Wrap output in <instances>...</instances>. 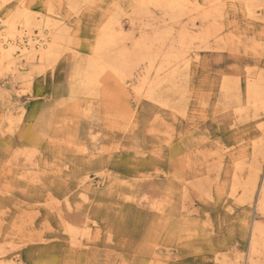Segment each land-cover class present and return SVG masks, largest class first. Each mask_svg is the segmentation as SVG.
Returning <instances> with one entry per match:
<instances>
[{
  "label": "bare ground",
  "instance_id": "6f19581e",
  "mask_svg": "<svg viewBox=\"0 0 264 264\" xmlns=\"http://www.w3.org/2000/svg\"><path fill=\"white\" fill-rule=\"evenodd\" d=\"M256 1L259 0H46V11L42 12L36 9L38 0H0V79L3 77L0 84L17 77L27 79V87L30 89L34 80L32 74L46 71L47 68L56 71L60 65L66 64L69 96L62 101V104H66L67 107L61 111L62 113L55 114L48 110L40 115L38 125L30 128L33 134H28L29 138L33 135V141H35L24 153L29 159L32 154L41 152L39 156L42 163L40 174L35 170L31 173L28 171L30 175L26 177L27 185L37 189L41 194L46 192V195L44 194L47 196L46 208L54 211L53 214L58 219L62 231L67 233L65 237L71 245L100 246L99 241L102 238L106 239L101 236L103 234L101 229L93 228L91 224L92 218L88 214V208L94 198L92 192L95 188L93 182L88 180L89 177L82 171L81 164L92 160L98 162L96 157L106 159L113 152L107 147L87 151V145L80 138L79 121L86 120L90 116L94 117L95 109L101 115V105L107 102L112 105L109 109V116L114 115L109 118L111 126L124 133L134 130L137 126L135 108L129 103H124L122 97H136V99L144 97L158 103L161 107H166L165 109H172L167 111V115L180 119L177 113L179 103L166 94L173 92L179 95V98L180 95L183 97L186 95L187 87L181 84L179 87L177 80L181 78L183 70L187 71L188 75L195 76L200 65L201 68L203 67L208 57L202 58V50L217 52L222 56V49L230 52L237 49L238 36L232 35L228 28L230 16L244 17L253 21L262 20L264 4H255ZM128 10L130 23L136 31H139V35L132 29L126 32L123 26L122 19L128 15ZM158 11L162 13V16L157 19L155 13ZM54 14L59 19L53 17ZM63 20L75 22L73 25H77L76 30L73 29V25L70 26ZM196 21L200 22V29L199 27L197 29ZM261 31L264 34V26ZM81 32L86 33L89 44L86 48L89 52L85 54H81L80 49H76L82 45ZM259 40H254L251 45H248L249 51L257 61L264 53V43ZM230 54L235 56L233 53ZM181 66H183L182 70ZM246 70V75L242 79L241 73L237 71L236 78L233 77L235 79L228 78L227 74L220 77L222 79L220 93L223 101L229 103V101L236 100L238 102L235 113L240 120L244 116L248 119L249 107L258 112L259 110L264 112V71L254 73L252 68H246ZM49 78L51 75H46L40 81L45 83ZM241 80L246 84L245 104H242L239 96ZM128 101L130 102V99ZM157 112L154 115L155 122L162 123L165 126L164 132L168 135L167 137L172 139L173 125L165 122L160 112ZM178 112L181 116L191 117V114H186L184 108ZM15 113V109H0V141L2 142L8 138V134L15 132L17 126ZM237 122L239 123L238 120ZM257 126L259 128V125ZM89 129V135L95 143L98 133L91 126ZM151 133H155V129H152ZM194 137H198L193 144L196 148L190 147L189 152L192 151L195 154L197 150L200 163L204 166L198 170L202 174H193L192 178L200 175L204 178L201 180L199 178L197 182L196 179L186 178L185 174H174L172 178H168L169 182L171 185L178 183L180 186L172 185L168 189H172L171 192H173V189L179 191L182 188L180 191L182 194H179V196L182 195V201L190 192L201 197L203 189L211 182L213 172L217 167L220 170L225 167L226 176L231 175L233 179V191L230 195L233 196L235 202L239 205L251 204L256 196V210L263 215L264 176L259 182L262 167L255 161L247 165L245 160L249 152L245 149L247 145L243 144L239 149L230 151L229 146L219 145L214 140L210 141L203 134ZM39 140H42L43 144L40 145ZM257 141L252 146L253 156L259 157L260 155L263 159L264 139ZM188 158H190V153L176 160L186 164L184 162ZM67 165L72 167L71 171L65 170ZM107 177L105 175V180ZM71 179L77 180L75 186H73L74 182L70 186L71 183L68 180L71 181ZM109 179L110 184L104 185V191L101 193L106 192V195H111L117 192L116 197L122 199L129 196L133 184L127 186L120 183L118 186L115 182L113 183L115 178ZM227 181L228 179H225L221 187H224ZM239 188H241L240 191ZM7 192L9 189L0 184V210L4 207L3 197ZM59 192L64 195V200L55 196ZM94 200L99 204L98 207L103 201L102 199L101 201ZM167 202L166 204L164 202L153 204V208L159 211V217L165 220L162 225L165 228L169 219V216L165 215L166 206L171 205L170 209L176 206L170 200ZM70 210L77 211L79 216L77 220L71 221L65 217L64 212ZM40 212V209L34 206L29 211L17 209L12 214V218L24 219L28 224L34 225V219ZM3 221L5 219L0 217V228L5 227L2 224ZM178 223L180 224L179 221ZM46 224L49 225V223ZM105 235L109 237L108 239H112L109 232ZM249 241L245 255L236 252L229 259L222 260L221 264H241V262L242 264H264V225L262 223L255 221L252 224ZM20 242L19 240L15 243L19 245ZM152 242L158 245L157 241ZM5 246V239L0 237V264H15L12 255H6ZM154 247L156 250V246ZM167 252L160 254L156 251L152 257V264H166L172 257L169 251ZM112 257L109 263L115 261L116 257L114 255ZM120 264H127L126 260L122 259Z\"/></svg>",
  "mask_w": 264,
  "mask_h": 264
},
{
  "label": "rangeland",
  "instance_id": "374dc122",
  "mask_svg": "<svg viewBox=\"0 0 264 264\" xmlns=\"http://www.w3.org/2000/svg\"><path fill=\"white\" fill-rule=\"evenodd\" d=\"M38 1L36 9L42 12L46 11V0ZM260 3L264 4V0L255 2V4ZM255 8L258 9V7ZM161 16V12L155 13L157 19ZM53 17L58 18L57 15ZM128 17L129 10L128 15L122 19L126 32L135 30ZM63 21L70 26L75 23L68 20ZM196 23L197 29L198 27L200 29V22L196 21ZM76 26V24L73 25V29L76 30ZM263 26L264 12L260 21L230 16L228 28L232 35L238 36L237 49L234 52L222 49V56L217 52L202 50V58L207 56L208 60L203 63L202 68L200 65L196 75H188L187 71H182L181 78L177 81L179 87L180 84L187 87V89L183 87L187 90H185L186 95L184 97L180 95L179 98V95L172 92L167 93L166 96L178 102V111L184 108L186 114H191L190 118H187V115L181 116L178 111L180 119L167 115V111L172 109H165L166 107H161L158 103L144 97L140 99L122 97L124 103H129L135 108L137 128L135 127L134 130L124 133L111 126L109 118L114 115L109 116V109L112 105L107 102L103 103V106L101 105V115L94 108V117L90 116L86 120L79 121L80 138L87 145V151H95L98 147H107L109 150H113L109 155L110 158L109 156L106 159L96 157L98 162L92 160L89 163L81 164L82 171L89 177L88 180L93 182L95 188V191L92 192L94 198L91 200L88 214L92 218L90 221L93 228L101 229L103 232L101 236L106 238L99 241L100 246L71 245L65 237L67 233L62 231L58 219L53 214L54 211L46 208V192H44L45 195L41 194L37 189L27 185L26 177L32 170L40 174L39 170L42 165L39 160L40 151L32 154V157H28L29 159L24 153L35 141H33V135L32 138H29V133L33 134L30 128H35L38 125V118L46 111L58 114L67 107L66 104H62V101L69 96L66 64L60 65L56 71L47 68L46 71L32 74L34 80L30 89L27 87V79L23 78L14 77L6 80V83H1L0 109H15L17 122L15 132L8 134V138L3 142L0 141V184L9 189V192L3 197L4 207L0 210V217L5 219L2 222L5 227L0 228V237L5 239L6 255H12L15 264H120L122 259H125L127 264H152V257L156 251L160 254L169 251L172 257L166 264H221L222 260L229 259L236 252L245 255L250 243L252 224L257 221L264 225V214L261 215L256 210V196L251 204L239 205L235 202L233 196L230 195L233 191V179L231 175L226 176L225 167L221 170L217 167L211 175L210 184L205 187L206 190L203 189L201 197L190 192L183 201L182 195L179 196L182 194L180 192L182 188L179 191L173 189V192L177 191L176 193L171 192L172 189L168 188L173 184H170L168 178H172L174 174L182 173L186 178L193 179V174H202L198 170L204 165L202 166L200 163L198 151L196 150L194 154L189 150L190 147L194 149V141L199 137L195 138L194 136L203 134L210 141L214 140L219 145L229 146L228 150L230 151L239 149L243 144L247 145L245 147L249 151L245 158L247 165L253 164L254 161L258 162L262 167L259 182L262 180L264 176V161L262 160L264 158L262 159L260 155L259 157L253 156L252 146L257 140L264 139V112L263 110L258 112L249 107L248 119L244 116L241 121L235 113L238 102L236 100L229 101V103L223 101V96L220 93L222 83L220 77L227 74L228 78L235 79L237 71L241 73L242 79L246 75V68H252L254 73L264 71V53L257 61L248 46L257 39L264 43V34L261 31ZM135 32L139 35L138 30ZM80 35L82 45L76 49H80L81 54L88 53L86 48L89 44L86 33L81 32ZM46 75H51V78L45 83L41 82L40 79ZM2 79L3 77L0 80ZM240 83L239 96L242 104H245L246 84L243 80ZM24 90L26 91L24 92ZM127 98L130 99V102ZM250 109L252 110L250 111ZM254 110L257 112L255 113ZM157 111L160 112L165 122L173 125L172 139L167 137L168 135L164 132L165 126L155 122L154 115ZM90 126L98 133L95 143L89 135ZM152 129H155V133H151ZM252 140L256 141L253 143ZM39 144H43V141L39 140ZM8 150L11 152H7ZM189 153L190 158L184 162L186 164L176 160ZM15 154L17 155L15 156ZM70 165L65 166V170L71 171L73 165ZM6 168L7 171H5ZM105 175L115 178L116 181L113 180V183L115 182L118 186L120 183L127 186L133 184L130 189L131 193L126 197L128 199L116 197L117 192L111 195H106V192L101 193L104 191V185L110 184V179L107 177L105 180ZM199 178L201 180L204 176L200 175L194 179L198 182ZM225 179H228L227 184L221 187ZM68 181L71 183L70 186L73 182V186H75L77 180ZM174 185V187L180 186L178 183ZM240 190L241 188H239ZM55 196L64 200V195L61 192L56 193ZM94 199L103 200L99 207ZM164 200L166 202L170 200V202H174L173 205L177 206L173 209H170L171 205L166 206L167 213L165 215L169 216L166 228L162 227L165 220L160 218L159 211L153 208L155 202L166 204ZM33 206L41 211L34 219V225L28 224L24 219L12 218V214L17 209L29 211ZM64 213L65 217L71 221L79 218L77 211L70 210ZM246 222L247 225L244 226ZM107 232L112 239L106 237ZM19 240L21 242L18 245L15 242ZM152 241H157L158 245ZM153 246H156V250ZM112 255L116 259L114 258L115 261L109 263V260L113 259Z\"/></svg>",
  "mask_w": 264,
  "mask_h": 264
}]
</instances>
